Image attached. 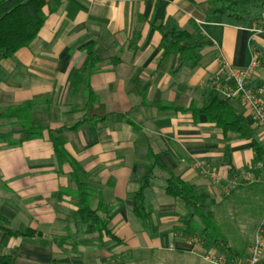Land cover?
I'll list each match as a JSON object with an SVG mask.
<instances>
[{
  "label": "crops",
  "instance_id": "1",
  "mask_svg": "<svg viewBox=\"0 0 264 264\" xmlns=\"http://www.w3.org/2000/svg\"><path fill=\"white\" fill-rule=\"evenodd\" d=\"M45 2L53 3L55 10L44 6L46 20L37 39L13 60L2 62L9 75L0 84V107L33 101L34 121L65 128V150L89 174L84 184L94 192L92 208L99 202L114 207L108 229L115 240L91 235L76 254H64L67 247L60 240L75 233L77 200L58 193L74 190L75 184L68 176L69 166L58 167L45 137L15 147L0 145V213L17 234L0 231V255H10L14 264H210L204 256L219 252L205 250L198 238L176 230L182 208L164 194L161 180L152 201L154 237L133 216L131 194L147 172L149 156L162 169L199 187L214 204L235 187L232 179L248 171L254 157L249 145L251 155L241 171L236 150L247 143L230 142V163L236 172L231 173L222 134L204 116L194 121L189 113L159 106L187 110L191 102L199 103L221 62L245 68L250 47L264 49V33L205 23L186 0ZM167 18L188 32L195 23L197 37L210 41L195 69L176 73L177 57L159 66L161 37L156 28ZM94 51L99 62L88 84L106 114L100 125L90 123L83 112L85 65ZM230 103L249 121L238 102ZM198 162L216 170L219 182L202 174L195 166ZM154 174L164 177L157 168ZM262 176L264 181V171Z\"/></svg>",
  "mask_w": 264,
  "mask_h": 264
},
{
  "label": "trees",
  "instance_id": "2",
  "mask_svg": "<svg viewBox=\"0 0 264 264\" xmlns=\"http://www.w3.org/2000/svg\"><path fill=\"white\" fill-rule=\"evenodd\" d=\"M186 1L201 12L205 23L249 30L257 27L263 19L264 0ZM46 5H49V12L55 10L54 4L47 3L45 0H0V84L9 75L2 62L13 60L16 52L29 48L37 39L46 20L43 12ZM192 26L193 31L188 32L181 28L174 19L167 18L156 28L161 37L158 46L161 52L159 66L171 57L178 59L176 73L182 69L193 70L199 66L203 58L202 51L211 47V43L203 37H197L199 29L195 23ZM259 51L264 56V49L260 47ZM88 58L89 60L85 65L87 103L83 112L85 115H89L88 121L90 123L100 125L104 122L106 114L104 108L98 104L97 97L88 84V76L93 72L99 60L95 51L89 52ZM252 86L264 89V79L255 80ZM34 107L33 101L16 106L0 107V145L15 147L47 137L51 143L58 167L69 166L68 176L75 184V189L59 191L58 197L62 195L74 197L77 200L75 203L77 211L74 219L75 233L68 234L60 240L61 244L67 247L64 254H76L77 248L87 244L86 240L91 235L105 236L110 240H115L108 229L109 218L114 207L99 202L95 209L92 208L94 192L84 184L89 174L65 150V141L62 135L65 128L51 129L47 125L34 121L32 119ZM170 108L173 111L189 113L194 121H197L198 116L202 115L206 118L207 123L221 132L226 144L225 155L228 158L227 164L231 168V173H236L230 163L232 154L230 142L233 139L246 142L254 155V163L259 162L264 168V144L259 138V129L252 127L250 122L242 117L240 110L224 100L214 89L206 85L200 102H191L187 110L159 106L161 110ZM91 111L95 113L90 114ZM84 121L78 122L69 130L75 129ZM14 126L20 129L6 128ZM156 168L161 170L164 177L158 178L154 174ZM157 180H161L164 194L182 208V213L178 216L179 226L176 229L178 232L189 238H198L207 251L216 250L221 254H226L229 259L242 257L244 249L234 250L230 248L219 234L213 212L215 204L211 201V197L201 191L199 187L189 184L179 176L162 169L153 156H149L147 172L139 181L137 189L131 194L132 214L145 232L153 237L157 233L152 222V201L155 199V190L158 188ZM240 189L255 191L259 189L264 196V181L237 185L223 199L230 198ZM9 225L10 219L0 213V231L9 236H17L9 229ZM0 264H14V259L10 255H0Z\"/></svg>",
  "mask_w": 264,
  "mask_h": 264
},
{
  "label": "built area",
  "instance_id": "3",
  "mask_svg": "<svg viewBox=\"0 0 264 264\" xmlns=\"http://www.w3.org/2000/svg\"><path fill=\"white\" fill-rule=\"evenodd\" d=\"M253 35L264 33V14L262 22L252 29ZM264 76V56L255 47H250V59L245 68L237 69L222 61L219 69L209 78L207 86L217 91L224 100L238 102L249 117L252 127L264 132V89L254 87L252 83ZM199 171L208 176L213 183L219 182L216 170L208 169L204 162L195 163ZM258 171L255 176L251 170ZM252 170V171H253ZM261 163H254L253 168L241 172L232 179V185H248L262 181ZM233 189V188H232ZM204 259L210 264H264V212L256 226L251 244L244 257L229 259L226 254H206Z\"/></svg>",
  "mask_w": 264,
  "mask_h": 264
},
{
  "label": "rangeland",
  "instance_id": "4",
  "mask_svg": "<svg viewBox=\"0 0 264 264\" xmlns=\"http://www.w3.org/2000/svg\"><path fill=\"white\" fill-rule=\"evenodd\" d=\"M6 128L15 130L20 129L17 126ZM259 138L264 144V132L262 130L259 131ZM232 142L236 143L237 141L233 139ZM236 153L237 155L239 154L242 162V166L238 168H240L241 171H244L247 166V161H245L247 160L246 157L248 154L251 155L248 149V144H242L239 146ZM249 163L251 164L249 169L253 168L254 157H252ZM223 198L224 196L220 198L218 204L217 201L214 200L216 203L213 207L215 223L219 229V234L225 239L226 244L234 250L244 249L242 255V257H244L247 248L252 242L256 226L264 212V196L259 189L257 191L240 189L230 198L226 200ZM13 227H17V222L13 223Z\"/></svg>",
  "mask_w": 264,
  "mask_h": 264
}]
</instances>
